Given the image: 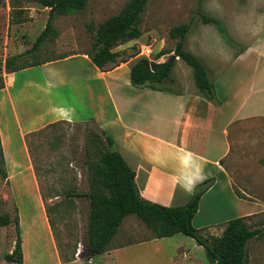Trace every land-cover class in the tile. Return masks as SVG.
Wrapping results in <instances>:
<instances>
[{
  "label": "rangeland",
  "instance_id": "1",
  "mask_svg": "<svg viewBox=\"0 0 264 264\" xmlns=\"http://www.w3.org/2000/svg\"><path fill=\"white\" fill-rule=\"evenodd\" d=\"M128 1L89 0L82 11L57 14L52 21L57 35L46 39L37 50L24 54L45 27L48 8L38 0H0V73L6 76L9 71H4V62L15 55L20 56L11 65L25 66L61 53L88 52L94 35L87 30V25L97 27L118 14ZM16 16L24 21L16 22ZM202 16L221 21L224 33L215 23L204 22ZM180 24L189 25L184 47L201 57L213 85V95L199 91L192 68L178 57H174L170 78L159 86L172 91L196 92L217 105L223 103L222 116L215 123L232 115V123L225 125L229 151L221 162L234 187L245 198L232 199L225 212L230 218L249 216L245 220L251 227L262 229L249 240L246 251L248 264H264V0H148L136 25L140 36L112 50L118 59L128 60L135 55L140 57L141 48L148 46L149 59L165 50L168 53L161 59L165 60L174 55L177 42L169 31ZM80 66L83 69L77 58L59 63L57 69L66 71ZM42 77L40 66L20 69L15 72L8 91L0 92V139L4 142L1 168L5 173V177L0 174V264H18L5 258L12 252L16 240L15 218L19 221L23 264H68L76 256L79 264H90L91 257H94L92 264L109 263L110 258L104 262L100 254L89 255L85 249L89 201L67 194L90 190L88 163L96 154L90 136L96 134L104 142L105 135L95 123L65 121L26 133L21 116L22 90L42 100L40 104L32 98L24 100L25 110L31 114L46 111L47 97L60 113L68 111L69 106L83 112L87 104L74 91L83 89L84 82L46 84L41 90L32 83H43ZM220 131L223 130L219 129L216 135L218 141L223 138ZM30 166L37 185L33 183ZM39 191L42 203L37 195ZM201 210L195 226L210 214L207 203L201 204ZM223 221L204 220L202 224L211 226L204 227L200 233L205 237L220 235ZM132 240L140 242L125 245L116 253L113 264H212L192 237L177 233L155 238L134 214L124 218L111 246Z\"/></svg>",
  "mask_w": 264,
  "mask_h": 264
},
{
  "label": "crops",
  "instance_id": "2",
  "mask_svg": "<svg viewBox=\"0 0 264 264\" xmlns=\"http://www.w3.org/2000/svg\"><path fill=\"white\" fill-rule=\"evenodd\" d=\"M136 56L128 60L117 57L116 62L108 63L103 68L95 66L86 51L61 53L39 59L40 63L36 66L42 68L43 83L35 82L32 83L33 86L42 90L46 84L60 86L82 81L85 83L83 89L74 91L83 96L87 104L83 112L76 106H69L68 111L60 113L59 108L51 103L52 99L45 96L49 102L46 111L31 114L25 110L24 100L32 98L36 104H40L42 100L37 99L35 94L30 97V94L22 90L21 116L26 133L53 122L95 123L112 138L114 148L135 172V184L144 199L165 206L181 205L190 199L195 185L212 178V185L199 200L192 223L194 225V221L201 214L203 202L207 203L210 214L203 216L199 225H194L196 228L211 226L201 223L206 219H231L226 215V206L232 199L242 200L234 193L232 180L220 160L229 151L225 125L227 127L232 123V115L215 123L222 116L223 103L217 105L201 94L187 90L172 91L162 87L154 89L132 85L130 65ZM77 58L81 60L83 69L81 66L75 68L76 70L70 67L66 71L57 69L59 63ZM161 59L163 58L159 57L158 61H162ZM14 74L15 72L5 74V85L0 92L8 91L14 82ZM219 129L223 130L220 131L223 138L218 141L216 135ZM1 143L4 147L2 137ZM29 170L33 183L36 184L33 167ZM37 195L42 203L40 191ZM41 206L49 226L46 211ZM134 242L140 241L132 240L117 247L110 245L100 257L104 262L110 258L106 264H113L116 253L125 245ZM78 260L79 257L76 256L68 264H79ZM93 262L94 257H91L90 264Z\"/></svg>",
  "mask_w": 264,
  "mask_h": 264
},
{
  "label": "trees",
  "instance_id": "3",
  "mask_svg": "<svg viewBox=\"0 0 264 264\" xmlns=\"http://www.w3.org/2000/svg\"><path fill=\"white\" fill-rule=\"evenodd\" d=\"M89 0H38L48 8V19L45 27L39 33L24 54L37 50L40 45L53 34L57 35L52 21L54 16L70 12L82 11ZM148 0H129L121 11L106 19L97 27L87 25V30L94 35L91 50L86 52L92 63L103 68L108 63L117 61V53L112 50L116 45L137 39L140 31L137 22ZM204 22H213L218 30L224 33L221 21L210 16H202ZM16 22H23L15 17ZM189 30L188 24L173 26L169 35L177 39L174 57L192 68V76L199 91L208 96L213 95V85L202 60L184 47L185 37ZM168 51H160L155 58L137 57L130 65V81L134 86H149L158 89L159 84L169 79L175 58L169 55L167 59L158 61ZM20 55H15L10 61L5 60L4 71L16 72L40 63L34 60L28 65H11ZM63 57V56H58ZM57 57V58H58ZM55 59V58H53ZM1 69V65H0ZM4 76L0 73V90L4 88ZM105 135L104 142L96 135L90 138L95 144V157L88 163L90 182L88 192H68L69 197H84L89 201L87 221L86 252L89 255L102 254L108 250L119 226L130 214L136 215L153 233L155 238L169 237L177 233L192 237L205 250L208 262L212 264H248L247 244L257 236L262 229L252 228L245 220L249 216H239L225 221L220 235L205 237L200 232L203 228L192 225V219L198 210L202 194L212 185L213 179L203 180L195 185L190 199L181 205L165 206L144 199L135 184V172L127 165L121 154L114 148L112 138ZM220 163H223L220 160ZM4 164L0 139V174L5 177L1 168ZM239 198H245L242 191L232 186ZM4 223H8L5 218ZM16 240L11 253L6 254L7 261L23 264V251L18 218H15ZM69 260V258H68Z\"/></svg>",
  "mask_w": 264,
  "mask_h": 264
},
{
  "label": "built area",
  "instance_id": "4",
  "mask_svg": "<svg viewBox=\"0 0 264 264\" xmlns=\"http://www.w3.org/2000/svg\"><path fill=\"white\" fill-rule=\"evenodd\" d=\"M151 53V49L148 46H143L141 48V56L147 57L149 56V54Z\"/></svg>",
  "mask_w": 264,
  "mask_h": 264
},
{
  "label": "water",
  "instance_id": "5",
  "mask_svg": "<svg viewBox=\"0 0 264 264\" xmlns=\"http://www.w3.org/2000/svg\"><path fill=\"white\" fill-rule=\"evenodd\" d=\"M174 56H172L171 58H173Z\"/></svg>",
  "mask_w": 264,
  "mask_h": 264
}]
</instances>
